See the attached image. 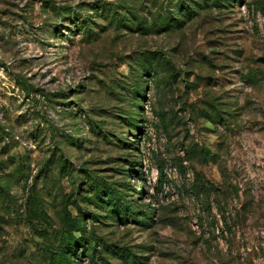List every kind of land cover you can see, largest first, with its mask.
Returning <instances> with one entry per match:
<instances>
[{"label": "rangeland", "instance_id": "rangeland-1", "mask_svg": "<svg viewBox=\"0 0 264 264\" xmlns=\"http://www.w3.org/2000/svg\"><path fill=\"white\" fill-rule=\"evenodd\" d=\"M181 1L0 0V264H264V0Z\"/></svg>", "mask_w": 264, "mask_h": 264}, {"label": "trees", "instance_id": "trees-1", "mask_svg": "<svg viewBox=\"0 0 264 264\" xmlns=\"http://www.w3.org/2000/svg\"><path fill=\"white\" fill-rule=\"evenodd\" d=\"M207 1V0H206ZM221 0H213L214 2V5H222V3L220 2ZM209 5V4H208ZM180 8L184 9V12L180 10ZM187 11V12H186ZM189 8L187 7V5H185L183 3V0L180 2V4L177 6V10H176V19L174 18V15L173 14H168V15H164V16H160L159 19H160V23L155 25L157 26L159 29H163V28H168V27H171V25L173 24V22H179L178 21V16L179 15H189L192 13V11H190ZM178 15V16H177ZM140 27L142 28H146L145 25V22H140ZM86 28V27H85ZM147 71H149L147 69ZM150 72V71H149ZM109 196H112L111 198V202L117 204L116 202H119V200H117L116 196L111 192V194ZM68 244V243H67ZM54 259V258H53Z\"/></svg>", "mask_w": 264, "mask_h": 264}]
</instances>
